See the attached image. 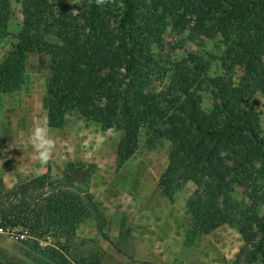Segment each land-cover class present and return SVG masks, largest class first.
<instances>
[{"label": "trees", "instance_id": "1", "mask_svg": "<svg viewBox=\"0 0 264 264\" xmlns=\"http://www.w3.org/2000/svg\"><path fill=\"white\" fill-rule=\"evenodd\" d=\"M12 1L20 7L21 25L8 34L0 0V37L12 39L0 61V94L23 76L27 54L48 56V128L60 129L71 113L101 131L141 117L150 147L156 139L170 144L157 182L162 193L171 198L191 182L184 201L191 227L202 235L221 225L235 228L242 246L231 264H264V213L254 211L264 202V130L252 101L256 93L264 100V0H105L101 6L81 0L75 14L50 0ZM167 18L174 26L196 20L207 40L229 37L219 76L209 75L210 57L201 52L171 63L154 59L151 48L161 45L160 23ZM49 27L69 32V40H46ZM160 79L166 80L163 89L149 93ZM204 86L213 90L211 108L199 116L190 93ZM133 152L125 132L115 167ZM93 174V165L67 162L59 179L45 172L7 190L0 184V232L14 237L22 257L34 264H100L96 254L69 256L76 226L85 220H93L106 239L104 217L89 191ZM234 188L246 205L231 197ZM0 264L25 263L0 249Z\"/></svg>", "mask_w": 264, "mask_h": 264}, {"label": "crops", "instance_id": "2", "mask_svg": "<svg viewBox=\"0 0 264 264\" xmlns=\"http://www.w3.org/2000/svg\"><path fill=\"white\" fill-rule=\"evenodd\" d=\"M29 56L32 63L27 66L26 60ZM48 58L41 54H27L23 76L14 81L9 93L0 94V184L6 190L19 181L17 178L30 179L45 172H49V175L62 174V166L71 156L74 138L77 136L81 142L85 138L83 135L89 132L81 117L66 116L60 129L49 128L50 134L56 140V150L47 165H41L33 158V149L26 140L29 129L34 124L46 125ZM39 61L44 65L31 72L34 62ZM21 80V86L17 88V83ZM77 127L80 129H76ZM134 157L132 154L116 168L115 155L112 156L109 162L114 170L108 174V181H103L100 186V198L105 202L96 203L98 210L103 214L106 227L110 224L116 227L108 231L109 238L105 234L104 243L107 247L100 245L102 253L105 252L103 257H108L111 263L115 264L119 261L122 264L232 263L242 246L235 228L221 225L202 235L191 227L190 217L185 210L177 213L171 211L170 205L169 208H155L151 202H140L142 197H136V194H139L140 190L144 193L146 185L143 178L147 173L145 175L143 170H129ZM95 176L96 174H93L89 188L90 193L94 195L93 200H98L96 193L91 191ZM121 181L126 184L124 187H121ZM125 220L130 224L124 225ZM183 221L187 222L184 227L180 225ZM125 226H129L127 229L131 228L128 238L146 243L144 253L139 254L135 249L120 251L111 245L110 241L119 240ZM75 235H78L76 231Z\"/></svg>", "mask_w": 264, "mask_h": 264}, {"label": "rangeland", "instance_id": "3", "mask_svg": "<svg viewBox=\"0 0 264 264\" xmlns=\"http://www.w3.org/2000/svg\"><path fill=\"white\" fill-rule=\"evenodd\" d=\"M50 1L54 5L59 6L61 9L72 14H75L77 12L81 2V0ZM176 1L179 5H182L186 0ZM4 4L5 8L2 14V29L8 34H14L19 30L21 25L20 7L16 2L12 0H4ZM48 29L49 34H47L44 38L53 43H65L69 40V37L71 35L69 32L55 27H49ZM160 29L162 31V43L159 46H153L151 48L154 59L171 63L181 60L188 53L201 52L210 57V68L208 72L209 75L219 76L221 74L218 59L229 41V37L227 35H217L208 40L204 39L201 35V25H199L196 20L192 19H190L187 23H181L177 26H174L172 20L167 18L160 23ZM11 44L12 39L10 36L0 37V61L11 50ZM45 57L48 56L45 55ZM26 62L27 66L32 63L30 56L27 57ZM34 63V67L32 66L31 72H35L40 67V65H44L42 61H39V63ZM239 73L240 71L236 72V75L232 79L233 83H236L238 81ZM22 81L23 80L19 81L17 83L18 85L16 84L17 88L21 86ZM165 84L166 80L160 79L157 82L152 83V85L148 88V92L158 93L163 89ZM190 95L195 100L196 110L199 116L206 114L210 110L213 95V90L211 88L204 86L200 90L192 91ZM252 101L254 108L258 113L259 126L262 130H264V100L258 93H256L253 96ZM73 115L76 114L71 113L67 115V117L70 118ZM142 123L143 121L141 117L130 116L128 119H126L121 129L116 130L112 128L106 131H101L99 125L92 122H86L85 126L89 132L87 135H83L85 138L81 142L78 141L79 138L77 136L74 138V147L71 149L72 153L67 162H72L75 164L83 163L88 165V167L90 165L94 166V174H96V176L93 177L91 191L96 193L98 198V200H94V202L95 204L98 201L105 202L102 198H100L102 194L100 186L103 181H108V174L110 175L114 170V167L111 166L109 160L116 153V146L119 138L125 132H128V134L131 135V146L134 149L133 155H135V157L132 158L133 160L131 161L129 170L139 172L140 170H143L145 175L147 173V176H144L143 178L144 184L146 185L145 190H143L144 193H142V190H140L139 194H136V197H142V199H139L140 202L148 201L153 203L155 208H169L168 205H170L172 212L178 213L181 211L182 213V211L185 210L184 201L193 191L194 185L191 182H186L178 191L172 194L171 198H167L162 193L161 189L158 187L157 182L164 172L165 168L167 167V155L170 150V144L168 141H165L163 139H156L153 146L150 147L149 134L146 132ZM76 129L79 130L80 128L77 127ZM67 162H65L64 165ZM64 165L62 166V168L64 167ZM50 177L52 179H59L61 177V173L59 175L51 174ZM17 179L19 181L28 180L26 177ZM172 180L173 174H169L167 177V181L171 182ZM120 185L121 187H124V185L126 184L121 181ZM231 197H233V199H235L242 206L246 205V198L239 188L233 189ZM256 210L260 214L264 213V202L261 203V206L259 208H254V211ZM183 222L184 223H181L180 225L184 227V225H187V222ZM125 223L127 225L130 224L126 220L124 222V225ZM127 227L129 226H125V228H122L123 234L121 235L119 240L115 242L110 241L111 245L120 251H125V249H135L139 251V254L144 253V251L146 250L144 249L146 247V243H139L136 240H131V238H128L130 236L131 228L127 229ZM115 228L116 227L114 225L111 226V224L107 227L106 225H104L102 231L108 237V231ZM75 231L78 233V235H75L70 241L69 256L78 257L91 256L96 254L99 256L100 264H115L111 263L108 257H103L105 252L102 253L103 249L101 246H107L104 243L105 240L96 230V224L93 220L88 219L81 222L76 226ZM88 234L89 236H84ZM40 244L44 245L43 242H41ZM0 249L6 251L9 255H12L25 264H34L22 257L19 244L15 243L14 237L8 235L5 232H0ZM156 259L157 258L155 257L154 260ZM230 263L231 261L227 264ZM118 264H122V262L119 261Z\"/></svg>", "mask_w": 264, "mask_h": 264}, {"label": "clouds", "instance_id": "4", "mask_svg": "<svg viewBox=\"0 0 264 264\" xmlns=\"http://www.w3.org/2000/svg\"><path fill=\"white\" fill-rule=\"evenodd\" d=\"M105 0H96L98 6ZM26 142L32 147L34 159L41 165H47L56 150V140L46 125L34 124L28 132Z\"/></svg>", "mask_w": 264, "mask_h": 264}]
</instances>
